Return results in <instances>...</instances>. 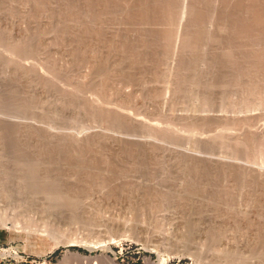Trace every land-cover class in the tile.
Listing matches in <instances>:
<instances>
[{
  "label": "bare ground",
  "instance_id": "1",
  "mask_svg": "<svg viewBox=\"0 0 264 264\" xmlns=\"http://www.w3.org/2000/svg\"><path fill=\"white\" fill-rule=\"evenodd\" d=\"M13 1L18 3L19 0L18 1L13 0ZM24 1L25 4H27V6L28 5L29 7L31 6L29 8L26 7L25 4H23L24 10L26 11L28 8L29 10L32 8L36 12L38 11L37 13H40L41 18L40 17H39L40 19L38 17H36V19L30 18L29 14L33 12V10H30L31 12L27 11L29 12V14L21 11L20 9L22 7L21 3L24 2L23 0L22 1L20 0L19 1L21 2L20 3L21 7L19 8L20 10L17 11L18 10L17 7H19L17 5L16 7L14 6L15 9L17 8L14 11H17L19 13V15L17 16H20L21 13L23 14H21L22 17L20 16V18L17 17L16 19L18 20L19 24L17 25L14 24V25L18 26L16 28L17 30L18 28H20L19 27L20 22H24L27 20L28 21L27 26H29L30 30L32 31L29 32L28 30L29 28H27L26 30L29 32L28 34L26 30L24 32V28L23 31H20L21 29H19V31L18 30L17 31L18 33L20 32L21 34L17 35L16 34L17 31L14 29L16 31L15 34L17 35L16 37L17 39L15 38V36L11 38L5 31L3 32L0 31V46L4 47L5 50L8 49V51L11 52L10 54H12L11 58H13L14 55V57L18 59V62L20 61V59L22 60L21 61L22 63H25V61H23L24 59L25 60L28 59L27 61L31 59V62L33 61L32 59H35L37 60L35 63H37L38 60H43L44 63H42L41 65L46 63L45 65H43V67L47 66L48 72L47 71L44 72L47 75L48 73H50L49 74L50 77L46 78L45 74H44L45 77L44 76L42 77L40 72L43 73V71L40 68L41 71L36 70L33 72L34 74L32 75L33 77L32 80L35 81L34 82L35 84L34 83L30 84L33 81L28 80V78H26L27 80L23 79L26 76L30 77V75L28 74L24 76L25 74L24 75L21 74L24 73L25 65L23 66L22 63L19 62L21 64V67L23 66V68L19 69L21 70L19 72L17 69L20 66L17 65L19 63L15 64L17 61L16 59V61L14 62L15 65H12V63L8 62L14 68L11 70L10 68H8V64L6 66L7 61L11 59L7 58L8 59L7 61L4 59L5 60L4 62L3 56L0 58V66L3 65V67L5 68L4 69L1 67L2 69H4L3 71H7L6 69L8 68V70L9 69L11 70V71L9 70L10 73L11 72L16 73L15 68H17L16 69L17 73L19 72L20 74L19 76H22V80H20L21 78L18 75L17 76L19 78L17 79L16 76H15L16 78H14V76H10L9 75L10 73L7 72L9 73L8 75L10 77L16 80V82L20 80L17 83L13 81L15 83L13 85H10L12 84V80L9 82L10 83L9 84L8 80L4 79V77H6L7 75L1 76L4 80L7 81V83L4 80L3 81L5 83L3 81H0L3 82L1 85L3 92L1 93L2 90L0 91V95L1 94L3 95L2 97L3 101L0 98V114H3L4 116L6 115L5 117H3L5 120L1 121V123L5 122L4 127L0 128V133L2 132L4 134H0V135L3 136L10 132H14L11 133L12 134L11 137H13V134L14 137H16V139H14V142L17 143V145H15L14 143L16 148L18 147V150L20 151H22L23 148L24 150H28L26 149L27 147L26 144L25 147L19 148V146L25 143L24 140H21V137L25 135H30V133L23 135L22 132H24L25 130L24 127H23L24 130L22 129L23 131L22 130L14 131L16 127H13L12 124L14 123L11 121L9 117L12 118L16 116L17 118H19V116L22 115L25 116L27 113H29L28 115L29 117L30 113H32V115L34 114L35 116L42 118L39 116L40 112L35 111L36 107H39L40 109L41 106L39 105H41L43 102L46 101L44 100L42 102L43 99L42 96L49 94L50 92L57 93L58 90H62L64 88H66L67 90L72 88L73 90L72 89H71L72 91L69 90L71 91L70 93L67 90L65 91L62 90L61 92L58 91L61 94L62 92L65 93L62 94L65 96H62L60 93L59 95L56 93L55 94L51 93L52 96H54L52 98H56L54 100L56 101L54 102L56 103V106L53 103H51L49 107L48 103L47 104H45L46 102L43 103L47 105V107L46 106L42 107V108L44 107L46 108V109L44 108L45 110L44 112H47L46 110H48L47 108H49L48 112L51 113V115H49L50 117L48 118L51 119L52 116L53 118L51 120L54 121L56 125H59L61 129L68 128V130L69 129L77 130L79 122L83 120L88 124L96 123V127H99L98 129L99 130L102 129V130L101 131L95 130L96 128L93 127L95 129L92 131L90 130L91 132L87 131L86 133L88 134L86 135L78 134L82 136L81 138L79 137L80 139H78L77 132L74 133L76 135L71 134L73 132L70 133L64 132V134L62 133H61L62 135L60 134V137L62 136L61 138L65 136L63 140L60 141L63 142L65 141L66 143H68L66 144V146L64 145L65 146L64 148L70 149L72 151V152L68 151L70 152L71 156L74 157L75 155H77L78 153L76 152L78 151L75 152V150L80 149L79 151H81L83 147L84 148L87 147V149L91 148V150L93 151V153L91 154L89 153L91 152V150H89V152L87 151L89 155L85 151V155L87 154L85 156L83 154H80L81 152L83 153V151L86 150L83 149L81 152H79L78 154L79 156L77 155V158L79 157L81 161L82 160L85 161L88 158L85 161L86 164L84 163L85 167H83V169L82 167H80L81 171L83 170L82 172L80 171L82 174H79L78 171L77 174L74 172H72L73 174L71 172L60 173V170L56 169V167H54L55 165L54 166L51 165L49 161L47 162V164L50 163V166L49 164L44 165L45 163L43 161H42L43 163L41 162L42 157L41 158L33 157V154H29V153L26 154L24 150L23 152H21L24 155L22 157H20L21 155H19L18 157V154L16 153L15 156L17 155V158L15 156H11L13 155V153L9 155L7 154L3 155L1 151L3 150L2 145H4V143H6L7 141H8L7 143L13 142V140L8 139L9 135L4 136L6 138L0 137V149H1L0 150L1 151L0 189L12 192V194L17 196L19 195H25V196L27 195L31 197L32 196L35 197L36 195L37 197L41 196L42 199H44L51 205L56 203H60V204L67 203L70 205L71 208H73V206L75 208L78 202H83L81 203L82 208H87L88 210H90L91 204L93 205V203L96 201L94 199L95 201L91 202L92 197L94 198V196L96 197L104 196L106 198L109 195L112 198L113 197L115 198V196L118 194L119 197H121L126 202L127 197L130 198L133 197V195L136 197L141 195L143 197L145 196L148 198H153L154 200L157 201V203L153 199L150 201L152 202L154 201V203L158 205L161 204V206L164 205V207L167 208L169 207V209L170 208L179 209L181 207L182 209L181 208L180 209L182 211L179 209L181 215L180 216L177 215V212H179L178 210H176L175 215H177L176 217L180 219L179 222H181L182 224L185 223L189 224L193 220H198L200 221V223L209 222L212 223L211 225H213V227L215 226L214 231H216L215 228H217L216 231L217 233L222 231V230L218 231V228L222 226H227L226 228L229 227L230 229L231 227L233 228L237 227L239 228V229L236 228L238 231L239 230L245 231L241 233L244 234L246 233V235L250 233L249 235L251 236L254 235V237L256 236V239H258V241L260 240L262 241V243H264V194H263L264 191L258 192L259 189L258 190L255 189V185H252V183H256V181L257 182L259 181L260 183L262 181V183H264L263 182L264 180L262 179L264 176L260 177L262 175L261 172H263L262 169L264 168V162L261 159L262 161L260 162V164H262L261 166L259 162H255L256 160L257 161L260 160L257 158V154L255 153L256 158L255 155L254 158H251L252 160L251 165L247 163H243L244 161H246L245 159L244 161L242 160L243 162H240L239 160L237 163L236 160L237 158H239V156L237 157V155H239L240 153L236 155L235 154L236 152L234 151L235 149H233V147L231 148L230 145L232 146L233 144H236L239 141L241 143V139H242L241 137L244 135H241L238 131L236 132L238 133V135L240 134L241 137H238V135H236L237 133L232 134V132L231 134L236 136L229 135L230 131L229 133H227L228 128H226L227 132H224V130L221 131L220 129L218 131L217 129L216 130L214 129L216 128L217 123L219 122L222 123L221 120L226 118L231 119V117L233 118L237 117V115H228L227 112L236 113V112L244 111V113H247L246 111L249 109L252 110L257 109L258 112L260 110L262 111L264 110V105L262 106V103L257 102L258 101L257 98L259 97L260 94V92L257 91L258 90L260 91L262 89L261 86H259V84L256 83L259 80V76L256 75L257 76V80H256L254 72H252L258 64L261 67L264 66L263 65L264 46H261V44H258L259 46L255 44V46L257 45L256 47L259 48L261 47L260 49L263 48V50L260 52L259 48L256 49V47H254L252 44V46L259 52H255V50L253 49L254 51L252 50V52H255L257 54L256 56H254L255 53L254 54L252 53V56H254V58H251L250 56L251 60H249V62L252 65V61H254L253 63L255 64L256 62L257 65L254 66L253 64L254 66L253 68V66L250 67L249 65H247L248 60L247 61L242 60V62L243 61L246 62V65L251 70L250 71L247 68V71L250 72L247 73V71H245V74H243L244 76H242L244 78H242L241 72L244 71L241 70H243L242 68L245 67L244 66L245 64H242L240 59L241 58L243 59L242 54L246 53L247 49L245 52H242L240 55L241 52L240 50L243 47L240 46L241 43L238 42L237 44V40L236 43L235 40H233L234 42L233 41L228 42L226 38L225 40L220 41L222 38L220 39L219 37H216L218 36V34H216L215 36L216 38H218V40H215V38H213L214 35L209 33L210 30H208V29L214 30V28H212L214 26H212L213 24L210 25V22L207 23L209 19H212L214 16L212 18H206L204 16L208 20L206 23H203L205 19L201 21V23L203 24L201 23L198 24L196 22L190 23L188 21H187L188 23L184 22L183 21L184 19L183 20L180 19L181 16L180 18H177L178 16L177 17L175 16L174 20L158 21L155 20V18L153 19L151 17L152 7L149 6L148 4L142 5L138 7V9H136V8L128 7L129 5L127 7L126 5L125 7H119L120 5L119 3H118L119 5L117 6V5H113V3H111L110 1L109 2L111 4H107V5H102L103 3L100 4L94 1L96 2L97 5L95 7L89 8L90 5L93 4L92 0L90 1V3L88 2L90 4L89 7L87 6L88 5L87 0L84 1L83 3L81 2L82 5H80L79 7L77 6L78 4L76 5L77 7L71 5L70 4L71 2L69 3L70 4L69 6L64 3L61 4L62 3L61 0L60 1L48 0L47 13H49V11L51 12L47 14L44 13V11L46 12V9H44L45 7L44 5H46L45 4L46 0L45 1L39 0V2L37 0H27V1L24 0ZM41 1L42 2L44 1L45 3L43 2L44 3L43 4L41 3ZM76 1L77 3L80 2L79 0ZM37 2L39 4L40 3L43 4L42 5L44 6L43 10L42 7L40 8L41 5H39ZM59 2L61 3L59 4ZM85 2L87 4H85ZM2 3H4V1L1 2L0 4L2 5ZM98 4L100 7H98ZM14 5L16 4L14 3ZM94 5L95 4H93V6ZM121 5L124 6L123 4ZM12 6L10 7L12 8ZM185 6L187 5L185 4ZM185 6H184L185 8L184 11L186 10V8H189ZM25 7L27 9H25ZM193 9L195 8L193 7ZM9 10L11 12L12 9ZM135 10L136 11L138 10L137 12L139 16L138 19H135V16L137 15L134 12ZM192 10L190 11L192 12ZM259 10L261 9L259 8ZM171 11L172 10L169 11L170 12L169 14L173 15V11L172 13ZM222 11L223 10H221V12ZM62 12L64 13V15ZM186 12H187L186 13L187 16L189 12L188 11ZM191 12L190 15H192ZM24 13L28 14L29 17L26 16L28 19H26V17H24L25 20L23 19V15H26ZM92 13L95 14L93 15L94 17H96V15L97 17L92 18L91 15ZM134 13L136 15H134ZM9 14H12V12ZM195 14L197 13L195 10H193V15ZM1 15H0L1 17L6 18V16H3V14ZM33 15L37 16V14H33ZM196 16L197 15L192 17L194 18ZM37 18L39 20H37ZM175 18L180 19L182 21L176 20ZM200 18H203V16L202 17L200 16ZM259 18L262 19L260 16ZM22 19L23 21H21ZM14 21L15 20H13L12 22ZM1 22H0V27L2 26ZM2 23L4 25H8L7 23L9 22L7 23L5 22L6 23L5 24L3 21ZM258 23L260 24V22ZM10 25L13 26V28L16 27L12 23H10ZM236 26H239V28ZM236 26L235 27L237 28L238 31L243 30L241 25L237 24ZM43 27L49 29V32L45 31L46 32L45 33L43 32V30L41 31ZM223 27L224 26H222V28ZM249 29H253V28H249ZM249 29L246 27L247 34L245 38L249 36L248 33L250 31H247ZM0 30L3 29L0 28ZM22 32H24V34H22ZM25 33H27L28 35ZM240 36L241 35H239V37ZM241 37L244 38L243 36ZM249 38L250 40H252L251 37ZM14 39H16V41H14ZM56 43L59 44L57 45ZM245 48L246 47H244V50ZM50 52L53 53L50 54ZM55 52L60 53V56L62 55V57L64 58L66 57L65 63H67V65H65V63L63 65L62 63L63 66L62 65L59 66L57 65V63H55V59H52L53 61L51 60L52 58L51 56ZM250 52L247 51V56L248 53L250 54ZM243 55L245 57V54ZM48 56L51 57V58L49 57L50 60ZM32 63L31 64L27 63L26 69L28 67L27 66L28 64L30 65L29 67L33 68ZM39 64L40 63L38 62V65ZM38 65L36 66L38 67ZM29 67L27 70L30 69ZM261 67L258 68L260 69ZM26 69L25 72L27 71ZM254 71L257 72V69H255ZM238 74L240 75L238 78L241 77L240 80L239 79L238 80L241 81V83L247 84L245 86H243L244 85L243 84L242 85L243 88L247 89L248 87H250L249 89L256 92L257 95L254 96V98H256L257 101H255V99L252 98L249 99L250 101L254 100L253 103L250 102L251 104H249V102L247 103L246 102L247 100L245 101L244 98L243 100L246 102L244 103L245 106L244 107L242 106L240 108L236 107L238 103L237 104L234 103L237 100H235L234 102H233V98L232 100H230L231 99L230 94L234 92L235 93L239 92L240 89L242 88V86H240V84L238 83H237L238 85L236 86L230 85V83L232 84V82L233 83L236 81L239 82L238 80H236ZM257 74H259V72H257ZM260 76H263V74ZM60 80L64 81L65 84L58 82ZM263 81H264V76H263ZM57 83L58 85L61 84L60 86H62L63 84L64 87L62 86L63 88L61 87L62 89H59ZM66 84L68 87L69 86L70 87L69 88L66 87ZM262 84H263L262 86H264V83ZM56 88H58V90ZM244 89L243 91H246ZM249 89L247 90L251 91ZM66 91L68 93H66ZM89 91L90 92L96 91L97 92L96 95L101 94L102 95L101 97H105V99L107 100L106 102L109 103V105L107 106L106 104H104L105 106L104 105L98 106L94 103L88 102L87 97H85V95ZM111 91L115 92V94H112ZM243 91L241 93H243ZM253 91L252 93L254 95L255 93ZM140 93L145 98V100L143 99V101L145 102L146 106L142 105L141 103L140 104L143 106L142 108L144 107L146 108V109L144 108L145 109L144 114L145 116L148 115V117L150 118L148 117L145 118L149 119L150 121L147 119L145 120V118H142V116L140 117L137 114L131 116L132 114L130 115L129 111H127L125 108L123 109L122 108L123 106L120 107L119 105H116V101L118 100L122 102L125 100L126 102H128L130 98L131 100L135 98L137 99V97L138 99H140L142 98ZM36 94L37 95L43 94L42 96L41 95L39 96L41 97V101H37V102L35 101L36 99H34V97H37L35 96ZM236 94H240V92ZM4 95H9V96L11 95L12 97L10 96L9 99V97L6 96L9 99L7 100ZM60 95L62 96V98ZM112 95L113 96L117 95V96H115L116 97L115 98ZM111 96L112 98H115V101L110 100L112 99L110 98ZM167 96L169 97L166 98ZM260 97L259 100L262 99V97L261 99ZM4 99H6V101H4ZM136 99L134 100V102L138 103L137 102L138 100L136 101ZM246 99H248V97ZM37 100L40 99L38 98ZM139 101L141 102V99ZM263 101L261 100L260 102ZM31 102H33L34 106L32 105ZM38 102L41 103L39 104ZM51 102H53V99H51ZM36 103H38L39 105L35 106ZM52 104L56 108L54 106L52 107ZM242 104L243 103H241V105ZM130 105L132 104L130 103ZM246 105L248 106L250 105V107L247 108ZM158 106L159 107L166 106L168 113L165 112L166 114L164 115L158 114L160 112L158 111L159 108ZM33 107H35V110L33 109ZM56 110L58 111V113H56ZM174 110L175 111L178 110L179 113H174L173 112ZM41 111L43 113V109ZM206 111L210 112L211 114L210 118H206L209 117L206 116ZM48 112L45 114H49ZM209 112L207 113L208 115ZM161 115H163V117L167 120H173L175 122H179V124L181 123V125H183L184 128V133L178 134V132H174L173 129H170L169 126L167 128V124L164 127L165 129L162 128L163 126H159L158 128V124L152 122L153 120L151 118L154 116L155 117L157 116L159 118V116ZM0 117L2 116L0 115ZM248 119L249 117L247 118V120ZM41 120L44 121V119H40V121ZM250 120L251 119H249L247 123L252 124ZM255 121L256 120H254V122ZM44 122H46V118ZM224 122H223V126L226 124V123L224 124ZM231 122L233 123V120ZM202 124L204 126H202ZM240 124H244V123H240ZM197 125L199 128L201 127L200 130H206L204 137L203 134L202 137L200 133L198 134L196 129L199 130V128L197 127ZM227 125L228 127L230 126L228 122ZM17 126L19 127V124H17ZM21 128H17V129H21ZM258 128H255V130L258 131L257 130ZM50 129L51 127L47 130L45 128L46 132H49V134L53 136ZM256 131L254 132L256 133ZM40 132L38 129V135ZM207 132L209 133L207 134ZM58 133L57 136H59ZM247 134L249 135V133ZM83 135H85L86 137L83 138ZM243 145L241 144V146ZM231 149H233V152L231 151ZM105 150L106 151L108 150L109 153L108 152H107L108 154L105 153L104 152ZM201 150L204 151V154L197 155L196 154L197 152L199 151L203 152ZM237 150H239V148ZM52 151L54 152L53 149ZM103 153H105L106 155ZM242 154L243 153H241V155ZM80 155L82 156V158ZM8 156L10 158H15L14 160L10 159L12 161L11 165H8L10 162L8 164L7 163L5 164L4 162L5 158L7 159V160L5 159V161L7 162L10 161L8 160ZM53 156L54 155H51V157ZM247 156H249V154ZM77 158H75L76 161ZM44 159L45 158H43V160ZM246 159H248L249 161V158ZM79 163L81 162L78 161V165L80 166ZM256 163L259 165H255L256 166L255 168L253 165ZM74 164L77 165L76 162ZM76 165H74V168ZM78 169H75V171ZM220 169L224 170L223 173L226 172L224 173V175L230 172L229 176L227 174L228 177L227 179H225L226 177L223 175V173L220 174L222 172V170ZM204 170H206L208 173H212L210 176L213 177L212 178L213 180L211 179L209 180L208 179L209 176L208 175L206 176L205 173H202ZM74 174L77 176H75ZM199 174L204 175V178H202L203 176ZM218 175H223V177L225 178H223L222 176H220L219 178L217 177ZM221 178L223 180H221ZM205 179H208L209 181ZM214 179L217 180L218 182L215 183L212 182L215 181ZM205 181H207L208 183ZM260 183L258 185L256 184V186L260 185L259 188H261ZM250 186H254L255 190L250 188ZM262 188H264V186ZM69 190L70 191L73 190L78 195L73 196L72 194H70ZM111 192H113V195L114 193H116L115 196H112V194H110ZM109 196L106 198L107 200L111 198V197L109 198ZM104 197L101 199H104ZM77 206H79V204ZM79 209L81 210V207ZM67 210L69 209L67 208ZM183 214L184 217L182 216ZM185 214L188 216L185 217L186 216ZM109 222L107 223V227L109 226L110 228H115L119 226V224H114L112 222L111 223ZM216 225L218 226L216 227ZM200 226L199 228L202 229V226L201 227ZM205 227L207 226H204L203 227L204 229L200 231L202 232L203 230L204 231L206 230L205 233H207L208 230ZM213 227L210 226V229L211 228L213 229ZM229 228L227 230H230ZM212 229L210 231H212L211 234L213 235L214 231ZM233 230L234 232L236 231L235 229H232V233ZM226 231H224V233ZM227 233H229V231H227ZM235 233L237 234V231ZM241 233H239V235ZM218 234H222V233H218ZM229 235L231 236L232 234L230 233ZM242 235L243 234H241L240 236ZM252 242L256 243V241H252ZM261 247L264 246L262 245Z\"/></svg>",
  "mask_w": 264,
  "mask_h": 264
},
{
  "label": "rangeland",
  "instance_id": "2",
  "mask_svg": "<svg viewBox=\"0 0 264 264\" xmlns=\"http://www.w3.org/2000/svg\"><path fill=\"white\" fill-rule=\"evenodd\" d=\"M3 1H4V3H2V5L0 4V11H1L0 15L3 14V16H6V18L5 17L4 18L1 17L2 16L1 15L0 16V22L4 21V23L5 22L6 23L9 22V23H7L8 25H4L1 22L2 26L0 28L3 29V30H0V31H2V32L5 31L11 38L14 37V36L16 38L18 34H21L20 32L18 33L19 29H21L20 31H23V28H24V32H25V30L27 28H29L28 29L29 32L32 31V30H30V27L27 26V23H28L27 20L24 21V22H20L21 26L19 25L20 28L17 29L18 31L16 30V28L18 27L16 25L19 24L18 20H16V19H17V17H19V18H20V16L22 17L21 14H23V13H21L20 16H17V15H19V13L17 11H19L21 9V11L26 12V13L29 14V12H27V11L33 10L32 8L29 10V8L31 6L30 7H29V5L27 6V4H25L24 0H23L24 3L19 2L20 0L19 1L16 0V1H18V3L14 2L13 0H0V3L3 2ZM12 1L16 5H14V3ZM37 1L39 2V0H37ZM47 1L48 0H46V3L44 2L46 4V5H44L46 8L44 6H42L44 4L42 1H41V3H43V4H41V3L39 4L37 2L39 5H41L40 8L42 7V10H43V7H44V9H46V12L44 11V13L48 12ZM58 1H60V0H58ZM79 1L80 2L77 3L76 0H68V1L65 0V2H66L65 3L64 0H61L62 3L59 2V4L60 3L61 4L64 3V4L69 5V6H70V4L74 5V6H76L78 4L77 6L79 7L86 0H82V1L79 0ZM90 1L91 0H87V3L88 2L90 3ZM94 1H96V2H98L100 4L103 3L102 5H107V4L113 3V5H117L118 6L120 4L119 7H125V5L127 7L129 5L128 7H132V8H136V9H138V7H140L142 5L148 4L149 6L152 7V12L151 13H152L153 16L151 15V17L153 19L155 18V20H158V21L174 20L175 16L176 17L178 16L177 18H180V16H181L180 19H182V20L184 19L183 20L184 22L188 21L190 23L196 22V23L200 24L201 21H203L204 19H205V21L203 23H206L207 20H208L206 18H212L214 16L212 18L213 20L209 19V21L207 23L210 22V25L213 24L212 26H214V27H212V28H214V30L213 29H208V30H210L209 33L214 35L213 38H215V40H218V38H216V37H219L220 39L222 38L220 41L225 40V38H226V40H228V42H231V41L235 40V43H236V40H237V44L239 42V43H241L240 46L243 47L240 50L241 51L240 55H241L242 52H245L246 49H247L248 52L251 51L250 52L251 55L248 53V56H247V51H246V53H243V54H245V57L242 54L243 59L242 58L240 59L241 63L245 64L244 65L245 67L242 68V66H241V68L243 69L241 71H244V72H241V74H242L241 77L244 76L243 74H245V71H247V68L249 69V67L247 65H249L251 67L254 64L253 63L254 61H252V65H251L249 60H251V58H254V56H256L257 53H255V52H259L258 50H256L259 47H256V46L258 44H261V46H264L263 45L264 44V40H262V39H264V22H263L264 21V0H251V1L250 0H248V1L247 0H208V2H207V0H192V2H194V3H192L191 0H148V1L147 0H115V1L114 0H104V1L103 0H99V1L98 0H92L93 4H95V5L93 6L92 3H91L92 5H90L88 3L87 6L89 7V5H90L89 8L95 7L97 4ZM117 1H119V2H117ZM146 1H147V3H146ZM7 3L8 4L11 3V4L8 5ZM20 3L22 4V7H21ZM87 3L85 2V4H87ZM208 3H209L210 6L208 5ZM229 3H231V4H229ZM3 4H4V6H3ZM12 4H13V6H12ZM23 4H25L26 7H29L28 9L25 7V9H27L26 11L23 8L24 7ZM121 4H123L124 6H122ZM185 4L187 6H185ZM17 5L19 6V7H17L18 10L14 11V10L17 9V8L15 9V7ZM188 5H191V6H188ZM231 5H233V6H231ZM10 6H12V8ZM184 6L185 7H189V8H186V10L184 11V9H185ZM7 7L9 9H12L11 10L12 14H9L11 12H10V10ZM98 7H100L99 4H98ZM190 7H191V9H190ZM193 7L195 9H193ZM213 7H215V8H213ZM258 7L261 10H259ZM1 8H3V9H1ZM153 8H154V11H153ZM188 9L195 10L196 13H197L195 15H197L198 17L196 16V17L193 18L192 16H195V15H193V10L191 12ZM220 9L223 10V11L221 12ZM170 10L173 11V15L169 14ZM2 11H3V13H2ZM61 11H63V10H61ZM172 11H171V13H172ZM186 11H188V12L190 11L192 13V15H190V12H189L188 15L186 16V13H187ZM218 11H220V12H218ZM238 11H240V12H238ZM33 12H35V13H33ZM33 12H31L32 14L31 13L29 14L30 18L36 19V17L39 18L41 16L40 13H37L38 11L36 12L35 10H33ZM50 12L51 11H49V13ZM134 12L137 14L136 15L134 13V15H136L135 19H138V17H139L138 13H137L138 10L137 11L135 10ZM183 12H184V15H183ZM210 12H212V13H210ZM7 13L9 15H11V16H9ZM26 13H24V14H26ZM49 13H47V14H49ZM228 13H229V15L230 14H233V15L229 16ZM28 14L23 15V19L26 16L29 17ZM33 14H37V16L36 15L34 16ZM207 14H209V15H207ZM63 15H64V13H63ZM91 15H92V18H93L94 17L93 15H95V14L92 13ZM261 15H263V16H261ZM164 16H165V18H164ZM200 16L201 17L203 16V18H200ZM259 16L262 19H260ZM27 17H26V19H28ZM96 17H97V15H96ZM96 17H94V18H96ZM1 18H2V20H1ZM38 18H37V20H39L41 17L39 19ZM166 18H168V19H166ZM177 18H175V19L176 20H180V19H177ZM233 18H234V20H233ZM10 19H13L15 21L12 22L13 20H10ZM23 19L21 21H23ZM182 20H180V21H182ZM215 21H217V22H215ZM237 22H240V23H237ZM258 22H260V24H262V25H260ZM10 23H12L13 25L16 24V25H14L16 27L13 28V26H11ZM23 23H24V25H23ZM203 23H201V24H203ZM236 23L238 25H241V27L243 28L242 31H238L237 30L236 27L239 28V26H236L237 25ZM219 26H221V27H219ZM222 26H224V27L222 28ZM246 27L248 29L249 28H253V29L247 30V31H250L248 33L249 36H247V38H245L246 34H247L246 33ZM12 28H13V30H12ZM219 28H221V29H219ZM14 29L17 31V33H16V31ZM42 30H43V32H45V31L49 32V29H47L46 27H43L41 29V31ZM222 30H223V33H222ZM216 31H218V32H216ZM24 32H22V34H24ZM26 32H28V31L26 30ZM29 32H28V34H29ZM242 32H244L245 35ZM25 34H27V33H25ZM216 34H218V36H216ZM236 35H237V37H236ZM239 35L243 36L244 38H242L241 36L239 37ZM249 37H251L252 40H250ZM232 38H234V39H232ZM258 38H259V40H258ZM16 39H14V41H16ZM243 39L245 41L247 40L249 42H247V41L245 42ZM54 44H55V42H54ZM54 44H52V45H54ZM56 44L58 45L59 43H56ZM252 44H253L254 47H256V49L252 46ZM255 44H257V45L255 46ZM244 47H246L245 50H244ZM260 48H259V50L261 52L263 50V48L262 49H260ZM253 49L255 50V52H252ZM6 50H5L4 47L0 46V58L3 56V60L5 59L6 61L8 59H11V60L7 61L6 66L8 64V68H10L12 70L14 68H13V66L10 65V63H12V65H15V64H17L19 62L22 63L21 62L22 60L20 59V61L18 62V59L15 58L14 55H13V58H11L12 57V54H10L11 52H9L8 49H6ZM263 52H264V50H263ZM51 53H53V52H50V54ZM56 53L57 52H55L51 56L52 58L50 56H48V58L50 57L51 60L55 59V63H57V65H59V66H61L62 63L64 65V63L66 62L65 61L66 57L64 58V57H62V55L60 56V53H57L60 58L62 57L61 60H60V58L58 57V55ZM252 53L253 54L255 53V55L252 56ZM1 54H3V55H1ZM50 54H48V55H50ZM53 56H55V57H53ZM250 56H251V58H250ZM246 57H247V59H246ZM50 58H49V60H50ZM248 58H250V59H248ZM16 59H17V61H16ZM5 60H4V62H5ZM27 60L28 59H26V60L24 59L23 61H25V63L27 62L29 64H31L32 62L35 63L37 61L35 59H32L33 60L32 62H31V59L29 60L30 62L27 61ZM63 60H64V62H63ZM242 60H245V61L248 60L247 61L248 62L247 65H246V62L243 61L244 62L243 63ZM15 61H16V63L14 64ZM41 61H43V60H38V62L40 63L39 65H38V62L35 63V64L32 63L33 68L29 67L30 65L28 64L27 66L30 68L29 70H27L28 67L26 69V64L27 63L26 64L22 63L23 66L25 65V69L27 71L25 72V69H24V73H21V74H23V75L25 74L24 76L29 74L30 77H31L30 78V77L26 76L23 79L28 78V80L33 81L32 80V78H33L32 75L34 74L33 72L36 71V70L37 71H41V70L43 71V73L40 72L42 77L43 76L45 77V75H46V78L50 77V75H49L50 73H48V75L45 73L46 71L48 72L47 66L43 67V65H45L46 63L41 65L42 63H44V61L43 62H41ZM8 62H10V63H8ZM20 63L17 64L20 67L18 69L15 68V72L16 73H13V72L10 73L11 70L9 69L10 70L9 71L8 68L6 69L7 71H3L5 68L3 67V65H1L0 68L2 67L4 69H2V68L0 69V77L2 75L3 76L7 75L6 77H8L9 79L6 78V77H4V79H7L8 83L12 80V84L9 83L10 85H13V84L19 82L20 80H22V76H19L20 75L19 72L21 71L19 69L23 68V66L21 67ZM4 65H5V63H4ZM36 65H38V67ZM65 65H67V63H65ZM256 65L257 64L255 62L254 66H256ZM263 65H264V63H263ZM254 66H253V68H254ZM257 66L261 67V66H259V64ZM257 66L255 67V69H257V72H259V74L261 73L260 75L263 74V76H264V72H263L264 66L260 68L261 70L263 69L262 72ZM15 67H17V66H15ZM40 68H41V70H40ZM253 68H251V69H253ZM16 69L19 71L18 73H17ZM239 69H240V66H239ZM244 69H246V70H244ZM254 70L252 72H254L256 80H257V76L256 75L259 76V80L256 83L259 84V86H261V88H262L261 89L262 91L258 90L257 92H260L261 95L259 93L258 94H259V97L260 96L262 97V99H261V97H260V99L263 101L264 100L263 99L264 98V96H263L264 95L263 94L264 93V90H263L264 86H262L263 85L262 83H264L263 76H260ZM7 72H9L10 74L7 73ZM249 72L247 71V73H249ZM8 74L10 76H14V78L17 77V79H18L20 77L21 79L16 82V80L14 78L10 77ZM239 74L236 77L237 79L235 78L236 80H238V79L240 80L241 77L238 78L240 76ZM260 77H262V78H260ZM242 78H244V77H242ZM4 79L1 77L0 81H3ZM260 80H262L263 82L260 81ZM4 81L7 83L6 80H4ZM3 82H0L1 83L0 84V91L2 90V88H1L2 86L1 85H2ZM34 82L35 81H33L30 84H33ZM58 82L65 84V82L61 81V80L58 81ZM237 83L240 84V86H242L244 84V83H241V81H239V82L236 81L234 83L232 82V84L230 83V85L231 86L232 85L236 86V85H238ZM63 84H62V86L64 87ZM60 85L61 84L58 85V83H57L58 88L62 89L63 87L60 86ZM245 85H247V84H244L243 86H245ZM243 86H242V88L239 91L240 94H236V93H239V92H236V93L234 92V93L230 94V98H231L230 100H232V98H233V102L235 100L238 101V102L237 101L234 102L236 104L238 103L236 105L237 108L238 107L240 108L242 106L244 107L245 106L244 103H246V102L247 103L249 102V104L253 103L254 100L253 101L249 100L251 98L255 99V101L258 100L257 102L262 103V106L264 105V101L260 102L261 100H259V97L257 98V100H256V98H254V96H257L256 92H254L253 90L249 89L250 87H248V88L246 87L247 89L251 90V91H248L247 89H244ZM66 87H68L67 84H66ZM58 88H56V89L58 90ZM71 89L72 88L67 90L66 88H64L62 90L63 91L67 90L70 93L73 90V89L72 90ZM243 89L246 90V91H243ZM62 90H58V91L61 92ZM69 90H71V91H69ZM58 91H57V93L56 92L55 93L59 95L60 92H58ZM67 91H66V93H68ZM242 91H243V93H241ZM252 91L255 93L254 95H253ZM2 92H3V90L1 91V93ZM111 92H112V94H115V92H113V91H111ZM51 93H54V92H50L49 94H46L44 96H42L43 94H40L42 96V98H43L42 102L44 100H46L45 101L46 103L45 102H43V103H45V104L48 103V106L51 105V103H53L56 106V103H54V102H56V101H54L56 98H52L54 96H52ZM250 93H252V94H250ZM37 94H39V93H37ZM37 94L35 95L37 97H34V99H36L35 100L36 102L37 101H41V97H39L40 95H37ZM62 94H65V93L62 92ZM96 94H97L96 91L95 92L94 91H91V92L89 91V92L86 93L85 97H87L88 102L94 103V104H96L98 106H102L104 104H106L107 106L109 105V103L106 102L107 100L105 99V97H101L102 96L101 94H99L100 96L96 95ZM140 95H141V93H140ZM4 96L5 97L8 96L9 99H10L11 95L10 96L9 95H4ZM62 96H65V95H62ZM62 96H61V98H62ZM89 96H91V97H89ZM112 96L110 98H112ZM115 96H117V95H114L113 97H115ZM237 96H240V97H237ZM249 96H251V97H249ZM2 97H3V95L1 94L0 98L3 101ZM88 97L92 99V102H91V99H89ZM136 97H137V95H136ZM141 97L142 98H140V96H139V98L141 99V102L139 101L140 99H138V97H137V99L134 97L136 99V101L138 100L137 101L138 103L134 102L135 99H133V96H132L133 100H131V98H130L129 99V101L131 100L130 102L128 100H127L128 102H126L125 100L123 102L118 100L119 102L116 101V105H119L120 107L123 106L122 107L123 109L125 108L127 111H129L130 115L132 114L131 116L137 114L138 116H140V117L142 116V118H145V117H148V115L145 116V114H144L146 108L145 107H144L145 109L142 108L143 107L142 105L146 106L145 102L143 101V99L145 100V98L143 97V95H141ZM168 97L169 96H167L166 98H168ZM247 97H248V99H246ZM38 98L40 100H37ZM103 98H104L105 101L103 100ZM115 98H112L110 100L115 101ZM6 99L9 100L7 97H6ZM6 99H4V101H6ZM48 99L50 100V102H49ZM51 99H53V102H51ZM243 99L245 101L246 100L247 101L245 102ZM241 100H243V101H241ZM33 102H31L32 105H33ZM124 102H126V103H124ZM38 103H36L35 106L39 105L41 102L39 104ZM130 103L132 105H130ZM241 103H243V104L241 105ZM42 104L39 105V106H41L40 107L41 110L43 109V113L39 109V107H36V110H35V107H33V109L35 111L41 113V114L39 113V116L42 117V118H39V117L35 116L34 114H33L34 115L33 116L32 113H30L29 117H28L29 113H27L25 116L24 115L19 116V118H17L16 116L12 117V118L9 117L11 119V121L14 123V124H12L13 127H16V129H14V131H17V130L21 131L23 129V127H24V129L26 131L23 129L24 132H25V133L22 132L23 135L27 134V133L28 134L30 133V135L22 136L23 138L21 137V140H24L25 143L23 145H21V146L18 145L19 148L25 147V144H26L27 145L26 149H28V150H24V148H23V150L25 151L26 154L27 153L33 154V157H36V158H41L42 157L41 158L42 160L41 159L40 160H41V162L43 161L45 163L44 165H48L49 164V166H50V163H51V165H53V166L55 165L54 167H56V169L60 170V173H67V172H69V173L71 172L72 173V172H74V173L77 174L79 172V174H82L81 172L83 170L81 171L80 167H82V169H83V167H85V164H86L85 161L88 159L87 157H89V156L86 157L87 159L85 161L84 160L81 161V159L79 157L77 158V155L83 149H86V150L83 151V153L82 152L80 153V154L85 155V151L87 153V151L89 152V150H91V148L87 149V147L86 148L83 147V149L81 151H79L80 149L79 150L76 149L75 152L78 151V152H76V153H78L77 155H75V153H74V155L76 156V157L75 156L74 157L77 158V161H76V159L73 156H71V154H70V152H72V151L70 149L64 148L66 146V144H68V143H66L65 141L64 142L60 141V140H63V138L65 137V136H63V138H61L62 136L60 137V134L61 133L64 134V132L65 133L73 132L71 134H74V133L77 132V135L78 134H80V135L85 134L86 135V134H88V133H86L87 131L91 132L95 128H96L95 130H99L98 129L99 127H96V123H94V124L93 123L92 124L89 123L92 126L91 127L88 123H86L85 121L82 120L81 122H79L77 130L76 129H72V130L69 129L68 130V128H66V129L62 128L61 129L59 125H56L55 122L51 120L53 118L52 116H51V119L48 118V117H50L49 115H51V113L48 112L49 108H47L48 110H46L49 114H45V113H47V112H44L45 111L44 110L45 107L44 108H42V107L43 106L47 107V105H45V104L42 105ZM53 104H52V107L54 106ZM140 105H141V107H140ZM246 107L248 108V107H250V105L249 106L246 105ZM254 110H256V111H254ZM158 111H160L158 114H163L164 115V114L168 113V110H167L166 106L165 107L164 106H160L158 108ZM173 112L174 113H179L178 110H176V111L174 110ZM208 112L209 111H206V116H209V117H206V118H210V116H211L210 112H209V115L207 114ZM246 112L247 113H244V111L243 112L240 111V112H236V113L227 112L228 115H237V117H234V118L231 117V119H229V118L223 119V120H221L222 123L221 122H219V123L216 122L217 126L214 129L215 130L217 129V131L220 129L221 131L224 130V132H227L226 128H228V132L227 133H229V131H230L229 135H232L233 133L234 134L237 133L236 131H238L241 135H244V136L241 137V135L240 134L238 135V133H237L236 135H238V137L242 138V139L240 138L241 139V143L239 141L236 144L231 143V144H233L232 146L230 145L231 148L233 147V149H235L234 151L236 152L235 153L236 155L240 153L239 155H237V157L239 156L240 159L236 157L237 158V160H236L237 163H238L239 160H240V162H243L244 159H245L246 161H244L243 163H247V164L251 165V161H252L251 158H254V155H255V158H256V154H257V158L260 159V160H258V161L256 160L255 162H259V164H260V162H262V161L264 162V148H263L264 147V143H263L264 142L263 141L264 140V110L263 111L260 110L258 112L257 109H253V110L249 109ZM56 113H58L57 110H56ZM253 114L256 115V116H254ZM261 114H262V116H261ZM0 115L2 116V117H0V128H2V127H4V123L5 122L4 123L2 122L3 123L2 124L1 121L5 120L3 117H5L6 115L5 116L3 114H0ZM163 115H161L162 117L159 116V118L157 116L156 117L154 116L155 118L154 117L151 118L153 120L152 122L158 124V128H159V126H163L162 128L165 129L164 127L167 124V128L169 126L170 129H173L174 132H178V134L184 133V128H183V125H181V123L179 124V122H175L173 120H167V119H165L163 117ZM247 116L249 117V119H251L250 121H251L252 124L247 123L249 121V119L247 120V118H248ZM26 118H28V119H26ZM45 118H46V122H44ZM148 118H150V117H148ZM13 119H15V120H13ZM18 119H20V120H18ZM40 119H44V121L43 120L40 121ZM146 119L147 118H145V120ZM243 119H245V120H243ZM147 120H149V119H147ZM232 120H233V123L231 122ZM254 120H256V121L254 122ZM47 121H49V122H47ZM226 121L230 125L229 127L231 129L228 127ZM223 122H224V124L226 123L225 124L226 126L225 125L223 126ZM238 122H239V124H238ZM240 123H244V124H240ZM245 123H247V124H245ZM17 124H19V127L17 126ZM262 124H263V126H262ZM5 125H7V124H5ZM9 126H11V125H9ZM202 126H204V125L202 124ZM221 126H223V127H221ZM50 127H51L50 131H51L53 136H51V134H49V132H46V130L49 129ZM93 127H95V128H93ZM197 127H198V125H197ZM17 128H21V129H17ZM45 128H46V130H45ZM255 128H258L257 130L259 132L256 131ZM35 129H36L37 132L35 131ZM38 129H39V132L43 131L44 133L40 132L39 135H38ZM200 129H201V127L199 128V130L198 129H196V130H197L198 134L199 133L201 134V137H202V134H203V137H204L205 136L204 134L206 133V130H200ZM246 129H247L248 132L246 131ZM74 130H75V132H74ZM101 130L102 129H100L99 131H101ZM254 131H256V133ZM231 132H232V134H231ZM250 132H251V134H250ZM252 132H254V133H252ZM5 133H7V132H5ZM11 133H14V132H10V133L5 134L3 136L0 135V137L6 138V137H4L6 135L7 136L9 135L11 137V135H12ZM57 133H58L59 136H57ZM208 133L209 132H207V134ZM247 133H249V135ZM0 134H4V133L1 132ZM33 134H35V135H33ZM74 135H76V134H74ZM80 135H78V139H80L82 137ZM85 135H83V138L86 137ZM236 135H232V136H236ZM247 135H248V137H247ZM252 135H253V138H252ZM9 136H8V139H12L13 142L7 143L8 142L7 141L6 143H4V145H2L3 146V150L0 149L2 151V154L3 155H5V154L9 155V154L13 153V155H11V156H15V153H16V154H18V157H19V155H21L20 157L24 156L23 153H21V152H23V150L21 149L22 151H20V150H18V147L16 148V146H15V145H17V143L14 142V139H16V137H14V134H13V137H11V138ZM249 136H250V138H249ZM56 137L58 138V140H57ZM66 139H67V137H66ZM12 140H9V141H12ZM42 141H43V143H42ZM37 142H38V144H37ZM14 143H15V145H14ZM52 143H54V144H52ZM10 144H12V145H10ZM241 144L242 145L244 144V145L241 146ZM257 145H258V147H257ZM37 146H39V147H37ZM52 146H54V147H52ZM57 147H59V148H57ZM238 148H239V150H237ZM241 148H243V149H241ZM247 148L249 149V151H248ZM34 149H35V151L37 149V151L35 152ZM52 149L54 150V152L52 151ZM233 149H231L232 152H233ZM1 151H0V153H1ZM32 151H34L35 153L32 152ZM68 151H70V152H68ZM201 151H203V150H201ZM104 152L105 153H107V152L109 153L108 150L107 151L105 150ZM89 153L91 154V153H93V151L91 150V152H89ZM89 153H87V154L89 155ZM105 153H103V154H105ZM200 153H202V154H200ZM241 153H243V154L241 155ZM34 154H35V156H34ZM36 154L39 155V156H37ZM196 154L197 155H203L204 151L203 152L199 151ZM248 154H249V156H247ZM51 155H54V156L51 157ZM66 155H69L71 157L66 156ZM85 156H83V157H85ZM15 157L17 158V155ZM43 158H45V159L43 160ZM81 158H82V156H81ZM246 158H249V161ZM5 159H4L5 164L6 163L8 164L10 162L8 165H11L12 161L10 159L14 160L15 158H10L8 156V160H10L8 162L5 161ZM74 159H75V161H74ZM261 159H262V161H261ZM48 161L50 163L47 164ZM78 161L81 162V163H79L80 166L78 165ZM75 162L77 163L79 169H78L77 165L74 164ZM259 164L256 163L253 166L256 168L255 165H259ZM74 165H76L75 168H74ZM261 165L262 164H260V166ZM73 168H74V170H73ZM75 169H78V170L75 171ZM263 169H262L263 172L260 171L261 174H262L260 177L264 176V170ZM220 170H222V169H220ZM223 171L224 170H222V172L220 174H222ZM202 173H205L206 176L208 175L210 177V178L208 177L209 180L210 179L213 180L212 179L213 177L210 176L212 173H208L206 170H204ZM224 173H226V172H224ZM224 173H223V175H224ZM229 173L230 172L227 173L228 176H229ZM218 174H219V171H218ZM227 174L224 175L226 178L223 177V175H218L217 177L220 178V176H222L223 178L227 179L228 178ZM199 175H202V174H199ZM75 176H77V175H75ZM202 176H203L202 178H204V175H202ZM206 176H205V178H206ZM217 177H214V178H217ZM208 179H205V180H208ZM262 179L264 180V177ZM221 180H223V179L221 178ZM205 182H207V181H205ZM212 182L215 183V182H218V181L215 180V181H212ZM219 182H221V181H219ZM258 182L256 181V183H252V185H255V189H257V190L259 189L258 192H260V191L263 192L264 188H262V187L264 186L263 185L264 183H262V181H261V183L259 182L261 184V188L263 189L262 190L261 188H259L260 185L256 186V184L257 185L259 184ZM250 188L254 189V186H250ZM1 191H3V192H1ZM73 192H74L73 190L70 191V194H72L73 196L78 195L76 192H74L75 193V195H74ZM110 194H112V196H115L116 193H114V195H113V192H111ZM116 196H115V198L114 197L112 198L111 196H109V198L110 197L111 198L108 199V200L106 199L107 197L105 198L104 196H100V197L99 196H97V197L94 196V198L92 197L93 201L91 200V202H94L95 200L96 201L93 203V205L91 204L90 210H88L87 208H82V204L81 203H83V202H78L77 205L79 204V206L81 207V210H80L79 209L80 207L77 206V205L75 206V208H74V206H73V208H71L70 205L67 204V203L66 204L63 203L64 205L60 204V203H56V204H52L51 205L50 203H48L47 201L42 199L41 196L37 197V195H36L35 196L36 198L34 196H32L33 197L32 198L31 196H27V195L26 196L25 195L17 196V195L12 194V192L0 189V264H264V247H261L262 245L264 246V243H262V241H260V240H259L260 241L259 242L258 239H256V236L254 237L253 234H252L253 236H251V235H249L250 233H248L247 235H246V233L245 234L241 233V232H245V231H240L239 230L240 231L239 232L237 230L239 228H237V227H235V228L231 227V229L228 227L230 230H227L228 229V228H226L227 226H222V227L219 226L221 229L218 228V231L222 230L223 232L222 231L218 232V233H222V234H218L216 232L217 228H215L216 231H214V227L215 226L213 227V225H211L212 223H209V222L200 223V221H198V220H193V221H191L189 223L190 225L186 224V223L182 224L181 222H179L180 219L177 218L176 216L177 215H179V216L181 215L180 214V210L182 209L181 207H180L181 209L179 208L180 210L176 209V208L175 209L174 208L173 209L172 208L169 209V207L168 208L164 207V205L161 206V204H159V205L156 204L157 201L154 200L153 198H148V197H145V196L143 197L141 195L137 196V197L134 196V195H133V197H130V198L127 197L126 202L121 197H119V195L117 197ZM103 197H104V199H101ZM98 199H100V200H98ZM152 199L154 201H156V203H154V201L153 202L150 201ZM259 199H260V197H259ZM146 202H148V203H146ZM150 203H152V204H150ZM67 205H69V206H67ZM65 206L69 210H67V208ZM165 206H168V205H165ZM32 207H34V208H32ZM86 209H87V211H86ZM176 210L179 211V212H177V215H175ZM173 212H174V214H173ZM182 213H184V212H182ZM95 214H97V215H95ZM93 215H95V216H93ZM182 216L184 217V214ZM187 216L188 215H186L185 217H187ZM108 222L109 223L112 222L114 224H119V226L115 227V228H110L109 226L107 227V223ZM200 225L202 226V229H204L203 228L204 226H207L205 228L208 230V232L205 233L206 230L205 231L203 230L201 232L200 230H202V229L199 228ZM185 226H187V227H185ZM210 226L213 227V229L211 228L214 231L213 235L211 234L212 231H210L211 230ZM217 226L218 225H216V227ZM224 228L227 231H229V233H227V231ZM232 229H235L237 231V234L235 233L236 231L234 232V230H233V233H235V234H233L232 233ZM224 231H226V232L224 233ZM230 233L232 234L231 236L229 235ZM239 233H241L243 235L240 236L241 234L239 235ZM225 234H227V235H225ZM222 235H224V236H222ZM250 236L253 237V238H251ZM252 241H256V243L258 241V243L256 244L255 242L253 243ZM259 244H260V246H259Z\"/></svg>",
  "mask_w": 264,
  "mask_h": 264
}]
</instances>
